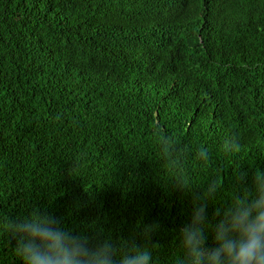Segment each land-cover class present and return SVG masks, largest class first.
Returning a JSON list of instances; mask_svg holds the SVG:
<instances>
[{"label": "trees", "instance_id": "trees-1", "mask_svg": "<svg viewBox=\"0 0 264 264\" xmlns=\"http://www.w3.org/2000/svg\"><path fill=\"white\" fill-rule=\"evenodd\" d=\"M256 169L264 0H0V264H23L8 222L37 209L177 264L193 198L211 249Z\"/></svg>", "mask_w": 264, "mask_h": 264}, {"label": "clouds", "instance_id": "clouds-1", "mask_svg": "<svg viewBox=\"0 0 264 264\" xmlns=\"http://www.w3.org/2000/svg\"><path fill=\"white\" fill-rule=\"evenodd\" d=\"M234 151H240L239 144ZM196 157L204 163L210 159L207 150L199 151ZM246 175L241 174L239 179L244 181ZM252 183L254 195L246 189L234 198L231 207L215 211L219 219L212 230L216 246L211 249L205 247L207 202L193 198L191 220L179 230L184 255L177 264H264V170H255ZM219 187V181H213L206 196H214ZM8 224L23 264H152L147 248L132 242V248L117 258L111 241L93 244L88 236L62 227L61 221L47 211L37 209ZM152 231V226H146L144 238L149 239Z\"/></svg>", "mask_w": 264, "mask_h": 264}]
</instances>
